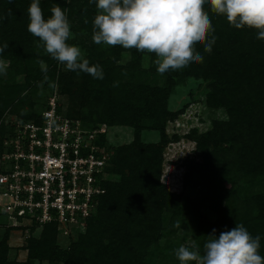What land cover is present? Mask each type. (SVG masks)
Here are the masks:
<instances>
[{"label": "trees", "instance_id": "16d2710c", "mask_svg": "<svg viewBox=\"0 0 264 264\" xmlns=\"http://www.w3.org/2000/svg\"><path fill=\"white\" fill-rule=\"evenodd\" d=\"M31 2L30 0H0V16L4 17L0 21V47L5 43L8 45L3 52H0V60H8V74L23 75L20 83H7V80L0 77V115L9 106H18L26 100L30 103L29 94L20 95V93L31 88L34 83L43 80L45 84H53L55 80L60 83H69L76 73L57 70L56 65L53 66L54 59L47 56L43 49L35 46L40 41L27 30L29 22L27 9ZM54 5L66 10L73 29L78 30L80 27L85 31H93L95 2L90 4L89 0H81V2L76 0L73 3L66 0H40L45 18L51 15V8ZM75 6L77 8L73 9ZM204 7L213 16L216 24L215 31L212 33L216 37L215 45H212L209 58L204 63L192 64V68L186 67L180 71L170 70L164 73L163 85H157L154 74H152L153 78L143 80L142 75H148V71L139 69L140 55L136 49H131L132 59L126 67H123L115 64L120 56V46H111L103 50L100 45L92 43L86 47V59L89 60L90 65L99 64L102 67L103 79L93 78L90 74L82 72L81 86L76 89L80 97V111L68 112L66 115L78 118L86 125L88 122L99 124L104 121L130 124L135 128V140L130 147L119 149L114 158V168L112 170L108 168L113 178L118 181H105V190L99 196L96 212L88 218L86 236L73 243L68 252L52 249L56 228L53 224L45 225L42 229V239L29 245L31 256L45 257L50 261L56 259L77 261L78 264H144V254L154 238L160 236L161 227L155 219L156 210L149 197H146L148 192L146 193L145 190V180L151 171L149 170L151 169L150 160L153 155L151 148L144 145L139 134L144 127L161 129L158 107L164 104L159 101L160 98L166 97L178 79H184L197 69H203V78L219 76L221 93L215 94L217 97H211L210 101L214 107L225 106L230 113L234 114L231 121L233 125L247 123V116L251 115H257L255 121L261 119L259 122L250 121L247 124L251 133L258 136L253 145L264 144V106L248 102L243 93L239 97L237 93L226 90L231 79L239 78L241 69L238 67L244 64L245 52L239 40L253 38L251 43L258 52L263 50L264 41L255 37L256 29L246 26L237 29L229 24L225 16L212 13L207 0ZM9 10H11L10 15ZM41 62L47 67V73L41 71ZM152 69L157 70V66L153 64ZM149 71L151 76V67ZM250 89L251 86L248 85L246 90ZM232 94L234 98L231 97ZM38 111L22 115L20 118L23 120L34 118ZM231 123L214 121L212 129L199 136L197 143L204 161L193 166L191 173L185 176L186 183L193 182V175L196 178L205 179L207 194L217 195L209 205L210 209L217 214L215 221L206 220L204 216L199 215V212L196 215L199 227L197 228L198 241L195 242L200 246L201 253L203 244L210 238L208 234L212 233L213 229L216 230V235H219L220 232L235 226V223H229V217L234 216L237 209L226 206L227 204L223 202L224 197L218 194L221 180H215L214 170L221 165L222 158H218V155L222 151V139L227 137L228 141L233 140L229 136L234 133ZM248 154L250 152L243 147L241 159ZM258 160V157L251 159L252 162L246 166L247 174L255 177L264 175V167H259L262 171L255 172L257 168L254 161ZM243 162L241 163L244 165ZM209 163H212L213 168H208ZM169 198H171L170 195ZM253 204L248 214L247 212L242 214L240 221L254 223L257 227L264 226V194H257ZM252 212L255 216L251 215ZM7 237L8 234L5 232L2 239L0 238V264L6 263ZM105 238L108 239V243L103 245ZM82 249L85 255L79 254ZM258 251L264 257L263 238L260 240ZM111 259L112 263L109 262ZM174 264H180V261L177 259ZM190 264L195 263L190 262Z\"/></svg>", "mask_w": 264, "mask_h": 264}, {"label": "rangeland", "instance_id": "374dc122", "mask_svg": "<svg viewBox=\"0 0 264 264\" xmlns=\"http://www.w3.org/2000/svg\"><path fill=\"white\" fill-rule=\"evenodd\" d=\"M74 1L76 0H66L69 3ZM76 8L75 6L73 9ZM89 10L92 9L89 8ZM205 11H207L206 8ZM94 13H96V7ZM209 16L215 28V19L211 14ZM254 35L257 38V32ZM92 36L93 31H85L80 29V27L76 30L71 25V38L68 43L80 47L84 58H86V47L94 43ZM258 40L264 41L263 39ZM239 41L243 52H245L244 64L242 67H238L241 69V74L238 75L239 78L231 79L226 90L237 93L239 97L243 93L248 102L264 106V46L262 45L263 50L258 52L254 44L251 43L253 38L249 37ZM38 43L35 44L36 47H38ZM99 45L103 50L111 47L104 44ZM39 49L42 50L43 48L39 47ZM196 49L203 55L202 63H204L211 53L204 50L203 43L196 45ZM42 51L49 56L44 49ZM137 52L140 55L139 69L148 71V75H142L143 80L144 78H153L152 74H154L157 85H163L165 74H160L157 70L152 69L153 61L156 57L151 53ZM132 54L131 49L121 47L119 59L115 64L126 67L132 59ZM0 61L6 65V74H0V77L7 80V83H20L23 75L14 76L8 74V60L1 59ZM192 64L187 68H192ZM54 65H56L57 70L70 71L66 69L65 65L55 59L53 61ZM150 67L151 76L149 75ZM202 72V68L197 69L196 72L184 79H178L166 97L164 99L160 98L159 101L164 104V106L161 104L164 109L162 106L158 107L161 116V129L144 127L139 134L141 141L144 145L151 148L153 155L150 160L151 169L149 170L151 171L148 173L147 180H145V190L146 193L148 192L146 197H149L151 204L156 210L155 219L160 223L161 227L160 236L154 238V241L144 254V264H174L177 261L175 249L181 244L187 245L192 241H198L197 228L199 225L197 213L199 212L201 217L204 216L210 222L215 221L217 217V214L209 207L211 200L217 195L207 194L208 188L205 179H199L193 175L192 183L185 182V176L191 173L192 167L204 161L198 148L197 140L199 136L210 131L214 121L231 123L234 115L225 106L214 107L212 105L210 98L217 97L221 93L219 91L221 89V85L219 86L220 78L219 76L203 78ZM81 83L82 72H76L69 83H60L55 80L53 84H45L43 80L42 82L34 83L31 88L21 92L20 95L29 94L31 102L29 103V100H26L18 106H9L1 113L0 155L3 148L2 141L13 121L21 119L20 116L22 115L41 110L51 97H54L60 104V109L64 115L68 112L76 113L80 111V97L76 89L81 86ZM248 85L251 86L250 90H246ZM213 87L218 90L212 93ZM215 94L217 95L215 96ZM231 97L234 98V95L232 94ZM256 116H247V123H250V121L254 122ZM259 121L261 119L255 122ZM104 123L108 126L106 139L112 151L110 164L112 170L114 168V158L117 156L119 149L130 147L135 140V128L130 124H117L107 121H104ZM247 123L244 122L238 125L231 123L234 133L229 136L233 140L228 141L229 138L227 137L222 139V151L218 155V158L221 157L222 161H220L221 165L214 169L215 180H221L218 194L224 197V204L234 207L235 210L237 209L234 216L229 217V223L244 225L252 234L260 235L261 240L262 238L264 239V226L257 227L254 223L249 222L250 225L248 222L240 221L242 214L244 212L248 214V210L253 208L255 196L264 194V175L255 177L247 174L248 168L246 166L252 162L251 159L253 158H259L258 161H254V165L257 168L255 170L256 173L262 171L259 170L261 169L259 167H264V144L257 143L253 145L254 140L258 136L251 133ZM90 124L97 125L98 123L88 122L83 127L90 128ZM243 147L250 154L241 159ZM208 168H213L212 163H209ZM111 170L107 174L106 181H118V179L113 178ZM169 195L171 198H169ZM251 215L255 216L253 212ZM0 221L3 222L4 218L1 217ZM176 221L180 222L179 228L173 226ZM87 227L88 219L71 226L66 234L56 229L52 245L55 248L50 247L56 250L70 251L73 243L86 236ZM5 232L8 234L6 238L5 264H78L77 261H65L63 259L62 261L57 259L50 261L45 257L31 256V246L29 245L31 243L35 244L36 241L42 239L43 230L40 228L35 229L29 237H25V230H21L19 227L4 228V226H0V238ZM107 243L108 239L105 238L103 245ZM79 254L85 255L84 250H80ZM109 262L112 263V259Z\"/></svg>", "mask_w": 264, "mask_h": 264}, {"label": "clouds", "instance_id": "9594fccd", "mask_svg": "<svg viewBox=\"0 0 264 264\" xmlns=\"http://www.w3.org/2000/svg\"><path fill=\"white\" fill-rule=\"evenodd\" d=\"M95 2L93 42L108 46H121L154 54L157 72L180 71L192 63H202L203 55L196 45L203 43L204 50L212 51L216 37L206 0H89ZM211 12L223 15L231 26H245L257 30V38L264 39V0H207ZM27 30L40 41L38 47L67 70L84 72L93 78L103 79V69L84 58L80 47L68 43L71 25L66 10L58 5L51 8L45 18L40 0H32L28 9ZM9 15L11 10H9ZM4 19L0 16V21ZM87 23V21H85ZM8 45L0 47L3 52ZM41 71L47 67L41 62ZM0 74H6V65L0 61ZM180 227V222L173 225ZM200 246L192 241L175 249L180 264H264L259 254L260 237L253 236L242 224L216 235Z\"/></svg>", "mask_w": 264, "mask_h": 264}, {"label": "built area", "instance_id": "2783aa9c", "mask_svg": "<svg viewBox=\"0 0 264 264\" xmlns=\"http://www.w3.org/2000/svg\"><path fill=\"white\" fill-rule=\"evenodd\" d=\"M83 125L54 97L34 118L13 121L0 155V226L29 237L53 224L66 234L96 212L112 151L107 124Z\"/></svg>", "mask_w": 264, "mask_h": 264}]
</instances>
